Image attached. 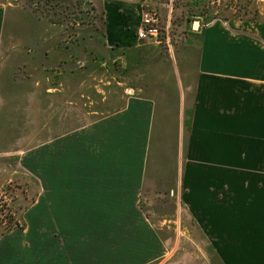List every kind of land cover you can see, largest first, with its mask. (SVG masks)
<instances>
[{
  "label": "crops",
  "instance_id": "crops-1",
  "mask_svg": "<svg viewBox=\"0 0 264 264\" xmlns=\"http://www.w3.org/2000/svg\"><path fill=\"white\" fill-rule=\"evenodd\" d=\"M227 1L207 18L98 0L81 86L56 37L3 38L0 193L18 174L37 191L20 264H152L181 245L170 230L216 264H264V0ZM143 3L156 41L138 40Z\"/></svg>",
  "mask_w": 264,
  "mask_h": 264
},
{
  "label": "rangeland",
  "instance_id": "rangeland-1",
  "mask_svg": "<svg viewBox=\"0 0 264 264\" xmlns=\"http://www.w3.org/2000/svg\"><path fill=\"white\" fill-rule=\"evenodd\" d=\"M216 1L201 0L197 5L190 6L191 0H183L182 4L185 7H192L193 10H196V6L199 7L200 14L208 18L214 13ZM231 1L234 3V0ZM235 1L239 3L241 0ZM220 3L228 4V1L220 0ZM98 8V0H0V58L4 51L6 53L10 50L9 44L3 43L4 37L19 36L27 41L38 36L44 39L49 36L56 37L58 50L54 49V51H59L60 55L63 51L70 53L69 58L74 61V67H69L68 70L75 72V85L81 86L84 58L87 59V54L90 52L94 54L99 51L100 44L97 37L102 33L103 19ZM160 33L161 27L159 30L161 36ZM46 59L51 60V57ZM59 61V72H61L66 68L65 65L62 67V64L67 61L63 56ZM68 64L72 62L69 61ZM118 66L112 67V72L109 73H115V69H119ZM91 82L97 83L93 80ZM43 126L44 131L49 127L45 119ZM26 146L30 148L32 144L28 142ZM17 176L21 178L13 177L0 193V264H20L19 245L23 244L25 247L34 243V237L29 236L28 233L29 229L35 226V221L33 214L30 215L29 212L34 210L37 191L31 176L21 174ZM170 231L172 233L169 236L170 243H176L180 239L181 245L176 250L166 252L164 257L162 253L146 250L133 252L132 256L137 257L142 263L162 256L152 264H216L213 252L204 249L196 251L193 245L188 244L186 240L188 235H175L172 230ZM143 239H147V235L140 237V240Z\"/></svg>",
  "mask_w": 264,
  "mask_h": 264
},
{
  "label": "built area",
  "instance_id": "built-area-1",
  "mask_svg": "<svg viewBox=\"0 0 264 264\" xmlns=\"http://www.w3.org/2000/svg\"><path fill=\"white\" fill-rule=\"evenodd\" d=\"M141 29L137 34L140 41H156L159 37L160 20L156 11L144 10V3L141 5Z\"/></svg>",
  "mask_w": 264,
  "mask_h": 264
}]
</instances>
